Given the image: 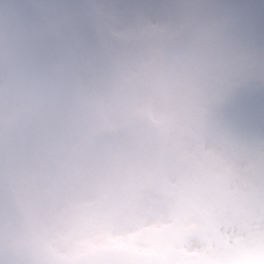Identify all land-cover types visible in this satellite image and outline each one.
<instances>
[{
    "label": "rangeland",
    "instance_id": "1",
    "mask_svg": "<svg viewBox=\"0 0 264 264\" xmlns=\"http://www.w3.org/2000/svg\"><path fill=\"white\" fill-rule=\"evenodd\" d=\"M74 1L85 8L91 21L99 24L101 19L103 24L99 28L103 32L110 26H117L119 32L111 35L106 33V35L123 41V38L119 37L122 33L120 24L112 22L108 13L113 12L115 18H118L122 14L121 10L123 11L121 6L126 3V0H116L117 2L112 4L113 6L108 0H0V36L3 33L2 38L5 41L15 46V40L17 46H21L28 39L41 40L40 43H35L39 46L38 53L27 59L18 48L15 49L10 46L6 49L5 42L0 39V105H4L3 108L0 106V109L2 108V112H4L9 109L10 104L18 106L17 113H15L14 106H12L7 115H5L6 113L0 115V121H3V118L16 114L14 118L9 117L4 120L0 124V129H4V126L20 124L30 114L31 105L37 108L46 102V93L49 92L50 87L57 80L55 66L60 55L56 51L61 48L58 31L63 23L66 25L69 23L71 16L74 14V7L76 8V6H73ZM211 3V0H177L175 5H161L156 15L145 11L139 13L138 17L142 22L144 21L141 32L161 31L165 27L161 31L160 35H162L165 34L167 28L165 37H161L158 40V44L155 45V49L150 52L154 56L147 57L142 55L144 62L140 64L139 71H137V65L143 61L142 57L139 56L140 47H146L145 41L149 36L151 40L159 37L157 34H141L137 27L135 15L134 13L131 14L127 24L125 23V26H123L125 29L123 37L124 40H127L125 44L128 48L130 46L128 54L123 57V60L125 59L124 65L120 61L122 64L120 67L124 66L123 70H126V72L119 70L120 68L118 69V67L116 69H118L119 74L122 75L123 73L122 77L128 78L130 76L129 81H134L137 85L144 84L149 76H153L149 80H154L156 73H159L160 79L148 85L150 87H141V90L139 89L140 95L129 98L127 105L122 106L120 104L121 108H119L117 103L118 98L115 95L113 96L108 87H103L107 90L102 93L105 101L99 95L95 85L100 78L99 74L97 71H95L94 75L92 74V69H95V65L91 63L90 58V60L88 59L89 54L85 50L82 35H76L72 40V55L67 64L65 91L56 108L57 110L65 111L67 107L77 102L81 106L98 107L96 110L100 111L104 118L98 116L82 120L80 117L81 119L79 120H82L80 124L73 123L77 127L83 125V131H90L88 136L83 137L84 140L88 141L90 135L96 138L101 132L108 129L111 123L108 115L112 116L121 109L123 111V119H130L132 107L139 105L136 102H141L138 108L141 109L142 106V111L148 113L145 117L144 115L141 117L143 119L153 117V120L155 119L158 123L155 126L157 129L154 127L156 130L151 143L154 147L160 149V153L157 154L158 160L155 156L154 163L164 166L176 164L191 165L195 161H198L202 166H207L206 162H211L217 156L222 155L214 153L200 155L203 153L196 150L195 141L200 137L199 131L204 130V126L200 117H190L191 115L188 114L187 118H185L183 115L185 107L183 105L193 113L200 115L206 120L205 123L207 125L213 123V127H216L217 131L208 133V143L215 147L213 152H219L220 149H224L225 155L231 156V150L234 147L226 141L230 137L224 131L227 128L240 136L248 137L254 148L248 155L247 160L249 164H253L256 174L254 177L253 172L249 171L247 182L251 187L253 183L254 186L257 185L253 190L256 194L254 199L249 201L250 204L244 203V200L239 199V204L230 203L229 200L227 206L237 208V210L233 211L232 219L238 221L236 224L241 228L252 230L261 225L262 231L258 234L264 239V120L259 118L250 122L247 119H238L231 114H225L226 116L223 115L224 118L220 115L217 116V119H215L218 122L217 124L215 122L209 123L208 121L211 120L207 116L218 112V108L221 105L220 101L221 99L223 100L224 95L220 92L223 87L219 86L216 89L215 86L212 87V85L210 86L204 81H199L196 73L189 67L182 71L180 75L174 71L178 65L177 61L180 60L178 57H184L194 67L198 68L204 74V77L212 81L237 85L226 90L248 92L251 95V100H248L246 104L248 108H252L256 94L264 95V0H230L220 6L210 5ZM10 5L14 9L18 5L34 6L45 18L49 26L48 29H51V31L46 30L44 34H41L42 36L38 35L32 27L30 29L22 28L21 32L17 31V22L15 15L10 12ZM126 8L133 11L135 7L126 5ZM115 9L117 10L115 11ZM143 10L147 9L144 8ZM13 32L15 34L9 37ZM50 32L56 35L54 40H51ZM184 35L185 44L176 54L171 55L169 61L165 64L166 57L161 53V48H164V44L168 41L180 39ZM119 42L114 41V43ZM155 53L158 56V61L152 64L154 57H156ZM120 62L118 65H120ZM155 64L156 67H153ZM167 68L168 70H166ZM129 72L133 74L138 72V77L135 78ZM117 78L119 81L122 80L120 75ZM129 81L125 82V89H135L136 86L133 87V85L128 84ZM17 88L18 90H16ZM103 88L102 90L105 91ZM165 91H168V94ZM173 96L177 99L179 98L177 102L173 101L175 102L174 105L183 103L180 106L181 109L178 108L182 116L180 115L177 119L175 118V111H171L174 106L172 105L173 102L169 100ZM229 122L233 125L231 126ZM190 123L196 125V131L190 129L194 128L193 125L189 128ZM140 135L146 136V134ZM231 142L235 145L237 152L241 153V148L233 140ZM246 142L248 141L246 140ZM144 143L145 140L140 138L135 144L130 146V150L135 153L137 162L133 161L132 165L141 166V163H144L142 159H145V154L142 156L138 154L142 150ZM4 145L7 147L1 153V158L5 165V174L0 173V192L8 190L13 192L24 219L26 239L34 252L41 256L45 262H53L55 261L54 258L58 256H68L67 259L81 258L85 253L95 252L96 249L106 246L107 243L108 246L112 245L113 239L111 241L106 240L108 234L115 231L121 225L122 220L130 217V211L127 214L126 212L128 208H132V205L129 202L126 203V195L133 191V187L135 190H138L142 185L143 188H146L149 182V176L146 173L142 174V171L141 176L134 178L127 175V170L121 171L117 164L104 168L103 171L106 172L105 179L109 181L111 187L106 192L111 205L105 210L111 216H98L99 214H92L94 210L98 209V206L95 207V195L91 193V185L89 184L91 182L90 177H93V174L87 166V158L92 156L91 142H88L85 146L86 152L81 153L80 158L71 156V149L63 145V137L61 138L57 131L49 132V130H44L42 132L21 133L10 138L8 145L6 143ZM242 151L245 153L244 150ZM82 155H84L85 159H83ZM233 156H236V154H233L231 158ZM244 157L245 155L242 154L241 159ZM71 160L75 161L77 167L72 168L75 164ZM225 161L235 165L230 158H226ZM77 162H79V166ZM131 171L134 172L133 167ZM170 173H179L181 177L189 175L187 172L178 170ZM237 178L241 180L242 176ZM207 180H210V178H206V181L198 184L195 181L187 182L188 185L186 186L185 184L184 187L175 185V187L173 186L168 190L169 193L167 195L172 199L173 205H175L168 207V209L173 208L171 210L173 220L168 225L173 228L172 232L201 228L199 221L201 220L200 212L215 210L210 206V200L203 201L202 198L193 194L194 185L196 184L198 187L203 186L204 190H216L219 182L213 184L212 181ZM76 183L81 184V187L78 186L79 196L86 197L89 203L92 204V209L87 210L82 216L81 224L74 227L72 220L75 217L72 219L71 216L64 214V218L62 216L60 221L61 216L50 217L53 215L46 213V209L52 201L56 202V207L61 204L60 201L63 194L75 192ZM133 184L135 185L133 186ZM160 185L164 186L163 183H160ZM202 196L210 199L213 194L202 191ZM66 197H68L67 199H72L71 195H66ZM100 202L102 203V201ZM103 203L106 204L108 201L103 200ZM66 205L70 210L69 201H67ZM83 207L86 206L84 205ZM213 207H223V205L213 202ZM58 208L62 209L60 206ZM246 208L254 209L255 212L252 214L249 211L248 215L242 219ZM79 211L83 213L85 210ZM4 217L5 214L0 211V236L6 234L5 231L8 225ZM53 218L59 220L60 223H52ZM136 220L134 224H142L143 227L141 229L144 230L145 227L150 228L153 225L163 224V220L156 216L151 218L146 216L143 218L137 217ZM214 220L216 222L213 226L215 230L218 231L226 227V224L218 223V221L222 222L221 219L214 217ZM66 224L68 225L65 226ZM170 227L167 230H170ZM48 229L52 231L54 238L51 232L46 233V237L49 239L45 237L44 233ZM126 229L129 228L126 227L123 230ZM7 235L8 237L3 238L2 241H5L8 247H12L16 240H13V231L11 230ZM236 237L239 240L241 239L240 234H237ZM167 238L166 236L164 239L166 242ZM256 238L258 236L255 237V241H257ZM126 239L121 238L120 240ZM145 241L146 239L141 241L138 245V250L143 251L149 247L148 242ZM19 245L22 246V244ZM108 246L102 249H115ZM3 248H5V245L0 244V257ZM128 248L122 247L124 251H127ZM7 250L12 254L16 253L12 249L7 248ZM156 257L157 254L152 256L148 252L146 253V258L140 260L141 263H133L152 264V260ZM62 260L65 259L63 258ZM14 261L15 263L17 262V260ZM203 262L215 264L211 256L208 259H203ZM0 264L5 263L2 262ZM154 264H158V262ZM216 264L231 263L222 257Z\"/></svg>",
    "mask_w": 264,
    "mask_h": 264
},
{
    "label": "bare ground",
    "instance_id": "2",
    "mask_svg": "<svg viewBox=\"0 0 264 264\" xmlns=\"http://www.w3.org/2000/svg\"><path fill=\"white\" fill-rule=\"evenodd\" d=\"M225 100L231 107L233 104L240 106L242 101L247 100V95L245 93H230Z\"/></svg>",
    "mask_w": 264,
    "mask_h": 264
},
{
    "label": "clouds",
    "instance_id": "3",
    "mask_svg": "<svg viewBox=\"0 0 264 264\" xmlns=\"http://www.w3.org/2000/svg\"><path fill=\"white\" fill-rule=\"evenodd\" d=\"M253 264H264V252H261L258 258L253 261Z\"/></svg>",
    "mask_w": 264,
    "mask_h": 264
},
{
    "label": "water",
    "instance_id": "4",
    "mask_svg": "<svg viewBox=\"0 0 264 264\" xmlns=\"http://www.w3.org/2000/svg\"><path fill=\"white\" fill-rule=\"evenodd\" d=\"M120 264H121V262H120Z\"/></svg>",
    "mask_w": 264,
    "mask_h": 264
}]
</instances>
